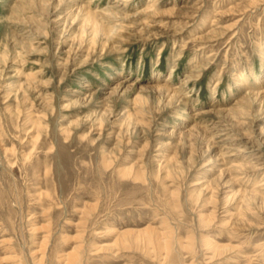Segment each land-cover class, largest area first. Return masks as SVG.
<instances>
[{"label":"rangeland","instance_id":"1","mask_svg":"<svg viewBox=\"0 0 264 264\" xmlns=\"http://www.w3.org/2000/svg\"><path fill=\"white\" fill-rule=\"evenodd\" d=\"M252 92L264 0H0V264H264Z\"/></svg>","mask_w":264,"mask_h":264},{"label":"bare ground","instance_id":"2","mask_svg":"<svg viewBox=\"0 0 264 264\" xmlns=\"http://www.w3.org/2000/svg\"><path fill=\"white\" fill-rule=\"evenodd\" d=\"M216 14H217V12H215ZM215 14V15H216ZM88 15H89V17H90V12L88 13ZM91 19V18H90ZM94 20V19H93ZM93 20H91L92 22H93ZM95 22H97V21H95ZM95 22H93L94 23V26L97 28V29H99V27L100 26H98ZM94 27V28H95ZM101 29V28H100ZM99 29V30H100ZM110 29V28H109ZM113 31V30H112ZM112 36V35H111ZM242 80L240 81L239 80V82H238V85H241L242 84ZM179 87V86H178ZM182 87V86H181ZM164 89H165V92L167 93V96L168 97H177V100H182L181 99V96L179 95V92H176V90L174 89V90H171L170 88H167V87H163ZM180 88V87H179ZM181 90V89H180ZM260 96V98H262L263 99V101H264V98L260 95V93L259 92H252V93H249L248 95H246V96H244L242 99H240V100H237L235 103H236V105H241V104H244L245 102L247 103L246 105H250V104H255L257 101H258V98L257 97H259ZM165 102V101H164ZM261 102V101H260ZM246 107V106H245ZM243 108H244V106H243ZM226 110H230V109H226ZM243 111V110H242ZM231 112V111H230ZM235 112H237V111H235ZM238 112H241V110H239ZM241 114V113H240ZM240 114L238 115V116H240ZM235 116H237V115H235Z\"/></svg>","mask_w":264,"mask_h":264}]
</instances>
